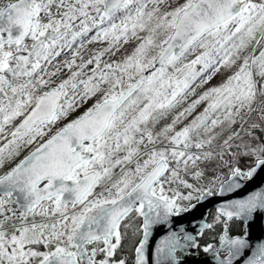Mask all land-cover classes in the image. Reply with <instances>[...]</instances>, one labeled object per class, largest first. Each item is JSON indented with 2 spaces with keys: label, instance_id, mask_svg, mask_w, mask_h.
Here are the masks:
<instances>
[{
  "label": "snow or ice",
  "instance_id": "obj_1",
  "mask_svg": "<svg viewBox=\"0 0 264 264\" xmlns=\"http://www.w3.org/2000/svg\"><path fill=\"white\" fill-rule=\"evenodd\" d=\"M261 173L264 0H0V264H149L157 227L179 264L172 225ZM258 216L222 205L203 251L264 264Z\"/></svg>",
  "mask_w": 264,
  "mask_h": 264
},
{
  "label": "water",
  "instance_id": "obj_2",
  "mask_svg": "<svg viewBox=\"0 0 264 264\" xmlns=\"http://www.w3.org/2000/svg\"><path fill=\"white\" fill-rule=\"evenodd\" d=\"M245 186L242 189H237L235 192L226 193L223 197L217 196L213 199L212 203L205 205L200 208L195 214L188 215L182 219L181 222L172 225V230L179 231L181 225L186 229L187 232L191 233L195 237V242L199 245V234L200 225L205 222H210V214L212 211H216L222 205H225L233 200L242 199L250 195L254 191L264 190V173L258 175L253 181L244 182ZM195 217V218H194ZM207 230V229H205ZM204 230V231H205ZM249 236L248 239L253 247L260 242H264V218L257 217L255 223L248 226ZM245 230L242 234L244 235ZM168 234V229L164 227H157L154 230V235L150 237L149 246H148V255H149V264H155L156 262V246L158 245L160 239ZM219 235L218 239L210 244L214 249L220 251L219 259H224L227 256V252L224 248H221V239L223 235ZM229 236L232 235L228 232ZM190 243V242H187ZM225 254V255H224ZM250 250L245 252V257L250 255ZM179 264H217V258L214 256L213 252H202L198 248H187L183 251L177 252L176 254ZM234 260V264H243V259Z\"/></svg>",
  "mask_w": 264,
  "mask_h": 264
},
{
  "label": "trees",
  "instance_id": "obj_3",
  "mask_svg": "<svg viewBox=\"0 0 264 264\" xmlns=\"http://www.w3.org/2000/svg\"><path fill=\"white\" fill-rule=\"evenodd\" d=\"M216 212L212 211L210 216V221L212 220V216L215 215ZM245 226L244 223L241 221H233L229 228V233L232 235L242 234L244 232ZM223 229L217 227L213 230H205L204 234L199 237V250L203 251V248L207 245L212 244L215 242L219 235L222 233Z\"/></svg>",
  "mask_w": 264,
  "mask_h": 264
},
{
  "label": "built area",
  "instance_id": "obj_4",
  "mask_svg": "<svg viewBox=\"0 0 264 264\" xmlns=\"http://www.w3.org/2000/svg\"><path fill=\"white\" fill-rule=\"evenodd\" d=\"M226 172H227V170L225 169V170H223L222 173H221V175L223 176L224 179H228V177H227V175H226Z\"/></svg>",
  "mask_w": 264,
  "mask_h": 264
},
{
  "label": "flooded vegetation",
  "instance_id": "obj_5",
  "mask_svg": "<svg viewBox=\"0 0 264 264\" xmlns=\"http://www.w3.org/2000/svg\"><path fill=\"white\" fill-rule=\"evenodd\" d=\"M200 91H202V90H197V93H199ZM192 98H194V97H191V99H192ZM129 255H130V254H129Z\"/></svg>",
  "mask_w": 264,
  "mask_h": 264
},
{
  "label": "rangeland",
  "instance_id": "obj_6",
  "mask_svg": "<svg viewBox=\"0 0 264 264\" xmlns=\"http://www.w3.org/2000/svg\"><path fill=\"white\" fill-rule=\"evenodd\" d=\"M197 90H203V89H197ZM191 99V98H190ZM54 131H55V129H54Z\"/></svg>",
  "mask_w": 264,
  "mask_h": 264
}]
</instances>
